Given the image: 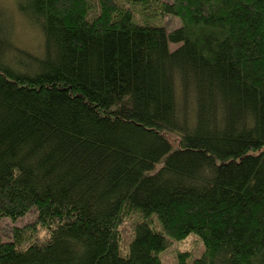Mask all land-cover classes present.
<instances>
[{
  "label": "trees",
  "instance_id": "obj_1",
  "mask_svg": "<svg viewBox=\"0 0 264 264\" xmlns=\"http://www.w3.org/2000/svg\"><path fill=\"white\" fill-rule=\"evenodd\" d=\"M17 11L39 44L0 33V264H162L191 234L178 264H264V0Z\"/></svg>",
  "mask_w": 264,
  "mask_h": 264
},
{
  "label": "rangeland",
  "instance_id": "obj_2",
  "mask_svg": "<svg viewBox=\"0 0 264 264\" xmlns=\"http://www.w3.org/2000/svg\"><path fill=\"white\" fill-rule=\"evenodd\" d=\"M170 1V0H168ZM19 4V0H0V33L2 35L1 38L7 39L10 43L18 45L20 48L27 50L30 52L33 49L38 48L39 44V35L30 26V22L26 20L24 17L20 15L17 11V5ZM3 5V6H2ZM163 23L168 30H172L179 25L178 19L165 17L163 19ZM17 46V47H18ZM173 48V46H172ZM1 62H9L12 61V54H0ZM152 219H155L153 216ZM134 220V218L132 219ZM29 221V218H25L17 222V226L22 227ZM156 224L152 227L156 231L160 229L157 221ZM13 224L10 221L3 220L0 222V236L3 239L8 238L7 235L10 234L11 229L13 228ZM121 230L123 231L124 239L121 240L119 248L121 250V255L126 256L128 253V237L130 236V222H126L122 225ZM40 240L42 236H39ZM33 240H37V237L31 235L29 240L26 242L31 243ZM6 241V240H3ZM204 251V245L201 239L194 234L189 235L186 239L181 241H173L169 240L168 247L159 253V258L162 264H178V260L176 258L177 252H189L191 254V258H198Z\"/></svg>",
  "mask_w": 264,
  "mask_h": 264
}]
</instances>
